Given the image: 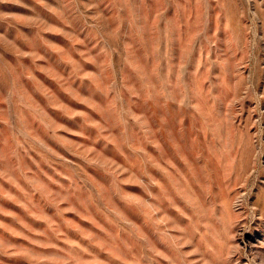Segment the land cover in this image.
Returning <instances> with one entry per match:
<instances>
[{
	"label": "rangeland",
	"instance_id": "374dc122",
	"mask_svg": "<svg viewBox=\"0 0 264 264\" xmlns=\"http://www.w3.org/2000/svg\"><path fill=\"white\" fill-rule=\"evenodd\" d=\"M0 264H264V0H0Z\"/></svg>",
	"mask_w": 264,
	"mask_h": 264
}]
</instances>
